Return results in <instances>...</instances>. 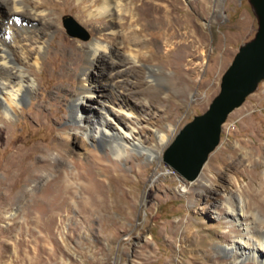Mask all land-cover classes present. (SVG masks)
<instances>
[{
    "label": "rangeland",
    "instance_id": "obj_1",
    "mask_svg": "<svg viewBox=\"0 0 264 264\" xmlns=\"http://www.w3.org/2000/svg\"><path fill=\"white\" fill-rule=\"evenodd\" d=\"M174 1L202 24L206 35L203 57L192 61L191 74L181 86L167 80L180 82L177 70L159 71L160 76L152 80L146 66L134 65L130 81L139 84L131 92L142 93L129 97L144 109L139 127L147 145L155 140L153 128L171 123L176 131L160 153V166L135 150L130 151L132 158L119 159L104 144L84 139L86 147L116 163L124 180L122 189L108 188L105 207L87 212L79 204L85 198L82 185L69 174L76 171L70 157L83 161L85 148L82 124L71 120L67 90L76 87L77 79L69 73L80 65L69 64V59L72 55L82 59L84 49L98 36L97 24L88 22L75 0H51L42 6L55 27L46 37L42 66L25 69L34 78L36 90L24 98L13 117L0 113V130L4 129V141H0V264H261L231 259L226 250L231 239L224 235L236 241L237 235L225 222L224 204L243 201L248 214L257 212L264 219V78L221 125L218 144L199 172L206 173L210 182L197 185L199 174L189 180L163 162L178 129L203 112L217 93L220 76L238 47L254 36L257 18L249 0H208L204 18L198 17L192 0ZM6 10L0 4L2 15ZM4 28L0 20V34ZM102 34L113 41L108 31ZM119 43L120 53L131 51L123 40ZM11 60L21 65L17 56ZM100 72L97 63L89 75L95 91L106 90ZM76 104L86 109L85 102ZM84 112L83 120L89 117ZM21 146L25 161L17 172L9 160ZM67 149L69 158L61 166L59 156ZM36 164L50 168L37 170ZM60 171L63 186L70 185L67 193L56 191L58 184L48 189ZM93 171L98 180H106L98 167ZM64 196L67 207L60 210ZM194 233L203 238L194 241Z\"/></svg>",
    "mask_w": 264,
    "mask_h": 264
},
{
    "label": "bare ground",
    "instance_id": "obj_2",
    "mask_svg": "<svg viewBox=\"0 0 264 264\" xmlns=\"http://www.w3.org/2000/svg\"><path fill=\"white\" fill-rule=\"evenodd\" d=\"M50 1L0 0V4L7 9L4 15L0 13V20L5 24V31L0 34V113L2 112L6 118L13 117L24 98L32 96L36 90L34 78L27 74L25 69L28 65L38 69L42 66V56L47 49L46 37L55 27L49 13L42 10V6ZM75 1L80 12L88 18V22L92 25L97 24L95 32L98 34L84 49L81 60L72 55L69 59L71 62H68L72 65L80 64L77 70L69 73V77L77 79V85L67 92L70 96L71 120L81 122V145L85 148L83 161L70 157L76 171L69 174L82 185L85 198L79 204L83 207V211L87 212L92 208L105 207L108 188L122 189L124 180L121 179L123 176H119L116 163L108 161L86 147L85 140L93 144H104L119 159L130 158V151L135 150L144 154L147 159L153 158L160 166L162 164L160 153L171 141L177 128L171 123L153 128L155 140L150 145L146 144L139 127L143 121L140 113L144 109L142 105L139 107L137 103H133L130 98L142 93L131 92L139 84L138 80L130 81L132 70L135 69L134 65L146 66L148 78L152 80L160 76L157 74L159 71L177 70L182 80L180 82L174 81V78L167 80L171 85L175 86L177 83L181 86L182 81L191 74L192 61L203 57L206 35L196 16L187 12L174 0ZM207 3L208 0L191 1L198 17H206ZM104 31L109 32L113 41H107L105 34H102ZM119 40H123L131 51L127 54L120 53ZM12 56H17L21 65L14 64L11 60ZM97 63L106 90L95 91L94 86L89 82V75H92ZM110 94L114 95L113 98ZM78 102L82 104L85 102L83 105L86 109L79 108L76 104ZM146 103L151 105L149 100H146ZM84 111L89 115L85 120L82 119ZM3 130H0V141L3 139ZM68 138L70 136H67ZM22 149V146L17 147L9 160L11 167L17 172L23 169L25 161ZM69 153L67 149V153L60 154L61 166H64L69 158ZM36 167L37 170L44 171L50 168L47 164L43 166L36 164ZM96 167L105 175L106 180H98L93 176V169ZM209 169L210 167L206 166V171ZM113 172L116 174L114 175ZM201 173L197 185H201L204 181L210 182L207 174L201 175ZM59 177H62L61 171L55 174L48 189L55 188L58 184L56 191L63 190L67 193V187L70 185L63 186L64 183L62 184ZM71 185L74 186L75 183L72 182ZM62 207H67L65 196L60 203V210ZM224 207L227 209L224 212L225 222L237 235V241L229 234L224 235L225 238L231 239L226 250L233 262L251 259L264 264V219L257 212L248 214L243 201H239L238 204L228 201ZM193 238L194 241L202 239L203 235L194 233ZM204 254L207 255L206 252ZM216 263L218 262L214 261L213 264Z\"/></svg>",
    "mask_w": 264,
    "mask_h": 264
},
{
    "label": "water",
    "instance_id": "obj_3",
    "mask_svg": "<svg viewBox=\"0 0 264 264\" xmlns=\"http://www.w3.org/2000/svg\"><path fill=\"white\" fill-rule=\"evenodd\" d=\"M257 18L254 36L242 43L222 72L218 91L207 108L178 129L171 152L163 162L182 177H197L217 146L221 125L264 78V0H249ZM69 19V18H68Z\"/></svg>",
    "mask_w": 264,
    "mask_h": 264
}]
</instances>
